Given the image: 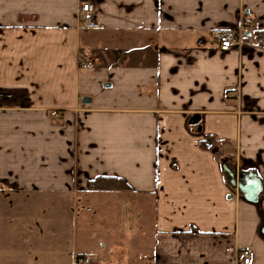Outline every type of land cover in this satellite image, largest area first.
I'll list each match as a JSON object with an SVG mask.
<instances>
[{"label":"crops","instance_id":"crops-1","mask_svg":"<svg viewBox=\"0 0 264 264\" xmlns=\"http://www.w3.org/2000/svg\"><path fill=\"white\" fill-rule=\"evenodd\" d=\"M83 1L0 0V264H264V0Z\"/></svg>","mask_w":264,"mask_h":264},{"label":"built area","instance_id":"built-area-1","mask_svg":"<svg viewBox=\"0 0 264 264\" xmlns=\"http://www.w3.org/2000/svg\"><path fill=\"white\" fill-rule=\"evenodd\" d=\"M80 22L83 28H96L101 25L100 17L96 9L95 3L91 0L83 1L79 11ZM213 36L222 51H230L233 49L243 48L246 45V34L243 30L236 29H216L213 31ZM93 60L89 59L86 55L82 56L80 60V66L83 68H89L93 65ZM57 115V112H53ZM250 255L245 254L243 256L244 264H249ZM83 264H90V258L80 260Z\"/></svg>","mask_w":264,"mask_h":264},{"label":"water","instance_id":"water-1","mask_svg":"<svg viewBox=\"0 0 264 264\" xmlns=\"http://www.w3.org/2000/svg\"><path fill=\"white\" fill-rule=\"evenodd\" d=\"M83 101L89 103L91 99L87 97ZM198 121V115L191 120L192 123H198ZM223 169L230 178V184L235 188L238 187L248 200L256 201L258 199L262 191V182L254 173H249L245 176L240 175L238 178L237 173L228 164H223Z\"/></svg>","mask_w":264,"mask_h":264},{"label":"trees","instance_id":"trees-1","mask_svg":"<svg viewBox=\"0 0 264 264\" xmlns=\"http://www.w3.org/2000/svg\"><path fill=\"white\" fill-rule=\"evenodd\" d=\"M249 37L246 36V40ZM255 39L261 46H264V31H257L255 33ZM4 105H18L19 101L16 97H4L3 98ZM203 147H209L210 144L208 142L202 143ZM91 188L97 190H124L130 191L132 188L129 184L123 179L119 177H111V176H100L94 181L91 182Z\"/></svg>","mask_w":264,"mask_h":264}]
</instances>
